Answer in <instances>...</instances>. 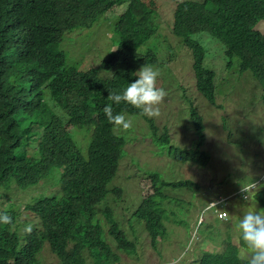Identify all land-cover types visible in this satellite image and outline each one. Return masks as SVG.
<instances>
[{
  "label": "trees",
  "instance_id": "trees-1",
  "mask_svg": "<svg viewBox=\"0 0 264 264\" xmlns=\"http://www.w3.org/2000/svg\"><path fill=\"white\" fill-rule=\"evenodd\" d=\"M145 1L0 0V192L6 191L1 197L9 200L5 195L11 194L12 188H40L42 182L55 181L62 190L61 198H44L26 205L25 209L35 217L32 231L23 233L24 240H28L26 245L19 240V226L0 224V264H41L46 244L61 264H117L121 261L117 251L140 260L147 241L159 257L160 238L165 244L164 252H179L173 236L181 225L169 219L173 208L170 198H175L169 189L191 190L197 183H168L161 181L158 174H148L144 184L150 183V190L143 192L134 212L147 236L129 227L124 230L115 208V204L125 201L123 190L113 183L123 142L106 137L99 123L105 114L96 117L95 104L86 112L74 106L82 95L79 91L82 87L100 90L103 86L86 83V77L77 74V68L68 64L65 51L59 49L67 34L76 32L79 37L115 7L127 4L114 24L113 39L120 46L108 56L120 64L123 78L130 80L133 72L129 65L139 48L153 53L152 62H159L152 47L143 50L159 29L154 0ZM176 1L173 34L179 45L192 51L199 94L212 107H218L217 73L204 66L207 44L195 39L203 33L221 43L229 59L228 66L237 63L240 74L251 73L264 92V32L260 29L264 22V0ZM158 45L160 52L172 51L170 42L163 38ZM112 89L109 87L105 95ZM190 104L191 123L206 141L204 117L193 101ZM68 123L96 126L87 157L77 147ZM232 136L230 133L229 137ZM245 142V139L241 143L234 141L239 153L246 151ZM208 155L175 148L173 157L183 164H197L210 159ZM57 169L65 170L64 180L50 177ZM252 180L243 183L240 191L260 181ZM239 192L235 199L244 198ZM257 200L260 208H264V188L257 194ZM4 203L0 201V209L12 207ZM80 211L86 216L84 224L73 215ZM239 252L228 238L223 242L222 252L203 253L190 264H246Z\"/></svg>",
  "mask_w": 264,
  "mask_h": 264
},
{
  "label": "rangeland",
  "instance_id": "rangeland-1",
  "mask_svg": "<svg viewBox=\"0 0 264 264\" xmlns=\"http://www.w3.org/2000/svg\"><path fill=\"white\" fill-rule=\"evenodd\" d=\"M149 1L146 0L145 3ZM154 2L159 30L143 48L151 46L156 51L158 34H161L160 41L163 38L165 42L169 41L171 44L172 51L163 50L161 56H158L160 65L156 69L160 71L158 78L167 91L169 105L172 107L168 114L167 100L161 105V115L155 120L157 138L168 133L170 142L157 144L155 133H151L152 129L143 117L128 116L132 121V127L122 133L127 140V155L123 161L121 160L113 181L114 186L123 190L122 197L125 200L115 204L117 219L121 221L124 230L129 227L131 230L135 229L138 234L146 235L142 225L135 219L134 212L140 205L143 192L146 194L150 190L151 184H144V178L148 174H158L161 181L168 183L190 180L197 183V187L191 190L169 189L175 197L170 198L173 208L169 219L181 225L180 231L173 236L178 253L172 250L164 252L165 244L161 243L163 240L160 238L159 257L153 250L154 246L147 241L146 250L144 253L142 250L140 260L117 251L121 259L117 264H158L178 259L179 264H190L205 253L222 252L223 242L228 238L234 241L240 251L243 245L239 222L249 209L244 198L235 199L236 193L244 187L243 183L253 181L252 178H258L259 184H264L262 87L251 73L240 74L237 63L228 66L229 59L225 56L219 41L220 44L214 42L207 33L198 34L195 39L207 44L205 65L217 73L218 107H212L196 89L192 51L184 45H179L178 38L173 34L177 1L154 0ZM126 7L127 4L115 7L103 16L95 27L85 30L79 37L76 32L67 34L59 49L65 51L68 64H79L82 71H87L100 64L112 51L117 50L120 43L113 39L114 24ZM260 29L264 32V22ZM104 44L108 46L99 55L98 49ZM190 101L194 102V106L204 117L206 141L194 125L187 124L191 119ZM178 102L183 107L179 106ZM230 133L233 135L232 138L229 137ZM71 134L87 157L89 135L77 128H72ZM243 139L247 141L246 151L239 153L234 141L241 143ZM258 140L261 141L257 144ZM178 147L193 153L208 152L210 159L197 164H180L173 157L175 148ZM124 155L125 151L123 157ZM57 172L58 170H55L53 174ZM41 186L43 189L40 190L36 187L28 190L12 188L9 194L10 204L31 203L44 196L42 191L51 194L57 190L54 183L42 182ZM5 193L6 191L0 192V195ZM0 201L4 203L3 198ZM225 202L227 204L223 208H217L218 203ZM213 203L215 207L211 208L210 205ZM260 206L261 203L258 201V207ZM168 208L171 207L168 205ZM223 211L228 215L224 220L219 218ZM165 223L169 224L168 221ZM85 254L88 255V251ZM41 264L61 263L53 252L47 251L41 256Z\"/></svg>",
  "mask_w": 264,
  "mask_h": 264
},
{
  "label": "clouds",
  "instance_id": "clouds-1",
  "mask_svg": "<svg viewBox=\"0 0 264 264\" xmlns=\"http://www.w3.org/2000/svg\"><path fill=\"white\" fill-rule=\"evenodd\" d=\"M158 30L159 29L156 30L154 36L158 33ZM160 39L161 34H158L157 42L155 43V53H158V56H161L162 54V52H160V46L158 45ZM105 47V44L99 47V55L102 53ZM145 48H143V50H145ZM152 58L153 53L141 51L139 48L138 53L135 54L133 61L129 65L133 72L132 78L130 80H125L123 78L120 72V64L115 61L113 57L107 56L100 64L87 71H82L79 64L73 65L77 68L78 75L86 77V83H96L103 86V88L100 90H91L86 86L82 87L79 90L82 95L78 97L76 96L78 100L74 103V106H76L80 110V112H86L92 104H95L96 108L98 109L96 117L101 114H105L103 122H99L98 120L95 121L100 123L101 129L105 132L106 137L112 136L113 138L123 142L122 155L119 159L120 162H122L127 155V140L122 133L126 132V130L131 129L132 127V121L128 119V116L136 115L135 117H137V115H139L143 117L148 123L149 127L152 129L151 133H155V142L157 144L170 142L168 133H164L160 136V138H157L158 133L155 120L161 115V105L165 104V102L168 100V103L166 102V106H168V114H170V108L172 107V105H169L170 98H167V91L165 87L160 83V79L158 78L160 76V71L156 68L160 65V62H152ZM204 66H206L205 63ZM109 87L113 89L107 92V95H105ZM100 103L104 105L100 107ZM177 104L179 106H182L179 102ZM197 111L200 113L198 108ZM191 120L192 117L190 121L187 122V124H192ZM68 125V129L70 130V132L72 128L81 129L89 135V141L93 139L96 126H77L71 123H68ZM75 143L77 144L76 141ZM77 147L79 148L78 144ZM179 149L183 150L182 148ZM124 151L125 155L123 157ZM57 170L58 172L55 174L52 173L53 175H51L50 177L57 181H59L60 178L64 180L65 170ZM51 183L57 185V190L51 194H48L46 191H42L41 193L44 196L35 200V203L44 198L62 197V190L60 189V185L55 181H52ZM51 183L48 182L47 184ZM261 188H264V184L252 182L248 187L244 188L238 193L240 195L243 194L246 206L249 209L242 215L239 222L240 237L243 245L239 252V256L240 258L246 260V264H264V208L258 207L257 200V194L259 193ZM37 189L40 190L43 189V187L40 186V188ZM1 196L2 195H0V199L2 198ZM5 196L7 198H10L9 195ZM4 200H6V205H10L12 207L9 208L3 206V208L0 209V224L11 225L12 228L19 226V240L24 241L26 245V243H28V240H24L23 233L25 231L28 233L32 231L31 224L33 219L35 218L29 211L25 209L26 205L29 203L12 205L10 204L9 200L8 202L7 199ZM223 204L224 203H218V206ZM210 207L214 208V203L211 204ZM73 215L78 219L80 224L85 223L86 216L83 211L73 212ZM227 217L228 215L224 211L219 214V218L222 220L227 219ZM97 219H100V217L98 216ZM46 245V249L43 253L51 251L49 245ZM86 251H88V249H86L85 252ZM86 256L88 257V255ZM89 259L91 258L88 257V260ZM179 261L180 259L174 260L173 262H164L158 264H179Z\"/></svg>",
  "mask_w": 264,
  "mask_h": 264
}]
</instances>
